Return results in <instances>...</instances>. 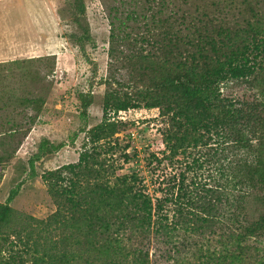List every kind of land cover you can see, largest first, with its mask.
I'll return each instance as SVG.
<instances>
[{
    "label": "trees",
    "instance_id": "obj_1",
    "mask_svg": "<svg viewBox=\"0 0 264 264\" xmlns=\"http://www.w3.org/2000/svg\"><path fill=\"white\" fill-rule=\"evenodd\" d=\"M101 3L110 23L103 121L84 129L91 149L76 164L43 175L53 215L37 220L13 210L15 190L0 204V264H150V248L168 259L179 250L180 234L204 237L196 264H264V0ZM71 6L72 38L84 51L91 41L84 0H71ZM120 69L128 74L124 83L114 77ZM27 72L40 73L32 67ZM79 98L85 118L91 94ZM18 103L39 109L43 98L28 92ZM141 107L159 110L170 155L204 149L215 175L202 182L180 174L172 191L153 203L134 174H108L99 144L118 125L107 115ZM19 132L6 130L0 146ZM107 145L106 151L112 148ZM61 147L42 140L34 157ZM4 153L11 156L6 148ZM192 165L203 167L198 160ZM31 223L43 228L36 233Z\"/></svg>",
    "mask_w": 264,
    "mask_h": 264
},
{
    "label": "rangeland",
    "instance_id": "obj_2",
    "mask_svg": "<svg viewBox=\"0 0 264 264\" xmlns=\"http://www.w3.org/2000/svg\"><path fill=\"white\" fill-rule=\"evenodd\" d=\"M84 4L91 41L81 51L72 38L77 28L72 22L71 0H0V143L6 130L20 131L7 142L9 146H0V204H5L15 190L10 207L37 220H46L56 211L43 175L76 164L80 153L91 149L84 129L98 126L104 118L107 88L103 82L108 78L110 23L101 0H84ZM38 58L44 61L33 66L25 62ZM31 67L40 71L39 76L27 72ZM114 77L124 83L126 69H120ZM115 88L118 89L116 85ZM28 92L42 96L39 109L19 105V98ZM229 92L235 94L237 88ZM247 92L245 97L249 99ZM81 94H91L85 118L81 117ZM107 118L117 123L118 132L100 142L103 148L99 150V160L106 163L112 176L134 174L138 187L153 203L172 191L180 174L187 178L195 174L202 182L215 175L206 162L204 149L170 155L162 142L166 124L158 109L112 111ZM42 140L62 147L36 159ZM108 143L112 148L106 151ZM5 148L11 156L4 153ZM194 160L202 163V169L190 167ZM163 211L171 218L170 205L166 204ZM31 225L34 228L29 229L36 233L43 228ZM203 238L180 234L175 239L179 250H173L168 259L166 253L158 257L155 253L159 252L150 248V264H196V248L202 247ZM54 239L60 236L54 234ZM97 239L100 246L105 244L103 239ZM182 243L184 248L179 247Z\"/></svg>",
    "mask_w": 264,
    "mask_h": 264
}]
</instances>
